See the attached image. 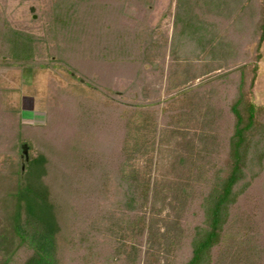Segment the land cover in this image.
Segmentation results:
<instances>
[{
    "label": "trees",
    "instance_id": "16d2710c",
    "mask_svg": "<svg viewBox=\"0 0 264 264\" xmlns=\"http://www.w3.org/2000/svg\"><path fill=\"white\" fill-rule=\"evenodd\" d=\"M158 1L51 0L32 18H46L44 35L12 26L0 10V68L59 64L93 88L113 90L96 99L52 86L45 122L31 124L4 103L0 87V264H151L159 190L151 176L127 170L138 105L123 96L150 69L149 15ZM169 10L172 34L161 51L174 49L183 16L192 28L185 40L211 54L209 68L219 72L209 78L204 117L214 132L201 133L198 158H179L178 212L163 233L166 264H264V104L253 97L264 0H170ZM236 13L242 29L229 41L213 42L194 25L195 18L223 25V15ZM198 28L206 34L196 36ZM136 226L127 251L126 230Z\"/></svg>",
    "mask_w": 264,
    "mask_h": 264
},
{
    "label": "rangeland",
    "instance_id": "374dc122",
    "mask_svg": "<svg viewBox=\"0 0 264 264\" xmlns=\"http://www.w3.org/2000/svg\"><path fill=\"white\" fill-rule=\"evenodd\" d=\"M50 2L51 0H6L3 3L0 0V10L7 16L12 26L44 35L49 25L46 18L43 15L37 21H33L32 18L38 19V15ZM169 3L170 0H159L149 15L150 25L155 32L153 39L149 41L150 69L147 68L143 77L134 81L132 96L129 98L123 96L124 99L138 105L136 106L138 109L131 116L130 137L127 138L128 152L133 154L127 170L134 169L141 179L151 176L159 190L158 209L154 213L151 230V238L155 241L151 264H166V255L169 254L164 251L166 241L163 239V233L170 234L167 227L178 212V204L172 197V190L182 175L183 166L179 158L185 157L187 160L198 158L204 139L201 133L206 135L214 132L210 130L209 123L204 122V117L205 112L212 107L213 94L209 92V78L215 77L219 72V69L209 68L211 54L196 48L192 41L185 40L183 31L189 32L192 28H184L181 23L183 16L176 27L174 49L170 51L167 45L166 51H161V44L165 42L169 44L172 34L174 4L172 3L170 12ZM229 5L231 4L226 5L227 8ZM230 13H234V10H230ZM237 14H232L229 18V15H223L221 18L226 21L223 25L220 19L215 18L209 20L211 23L195 18L194 25L199 24L202 28L205 26L209 31L207 37L212 38L213 42L229 41L231 34L239 37L236 30L242 29ZM199 33L206 34V31L198 28L196 36ZM224 63L227 64L226 61ZM258 65L253 97L256 103L264 104V55ZM227 66L222 70L227 69ZM157 75L162 76L159 81ZM201 81H204L205 86L198 89V83ZM145 82L147 89L143 88ZM52 86L70 89L96 99L113 94V90L105 86L93 88V85L85 83L79 76L74 77L68 69L59 64L52 66L28 64L22 68H0V87L3 89L4 103L20 109L21 118L25 123L45 122L47 101L51 97ZM120 87L126 88L124 84ZM141 90H144V93ZM213 91L218 90L213 88ZM140 103L145 106L141 107ZM153 141L156 143L154 148L151 146ZM139 227L136 226L134 232L126 230L127 251H130L131 243L137 239ZM157 241L163 244L156 246Z\"/></svg>",
    "mask_w": 264,
    "mask_h": 264
},
{
    "label": "water",
    "instance_id": "95a60500",
    "mask_svg": "<svg viewBox=\"0 0 264 264\" xmlns=\"http://www.w3.org/2000/svg\"><path fill=\"white\" fill-rule=\"evenodd\" d=\"M23 153H24L26 159H28V149H27V146L26 145H24Z\"/></svg>",
    "mask_w": 264,
    "mask_h": 264
}]
</instances>
